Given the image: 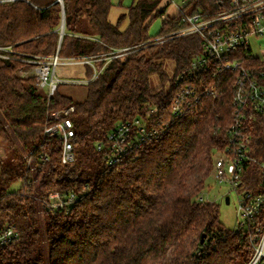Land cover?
Instances as JSON below:
<instances>
[{"label":"trees","instance_id":"1","mask_svg":"<svg viewBox=\"0 0 264 264\" xmlns=\"http://www.w3.org/2000/svg\"><path fill=\"white\" fill-rule=\"evenodd\" d=\"M30 1L40 9L23 0L0 5V45L44 58L143 47L113 59L88 86L82 102L59 90L48 99L33 78L18 76L27 64L0 59V144L6 154L0 161V226L15 225L19 232L12 246L0 249V264H249L255 254L254 232L226 229L219 221V206L199 201L216 151L227 145L237 73L219 74V100L191 102L183 118H173L175 79L201 54V38L154 44L183 27L177 16L150 35L153 23L165 13L158 10L162 0H135L125 32L120 30L125 17L117 25L109 21L113 0H65L62 38L61 5L56 0ZM219 1L191 0V12H216ZM251 52L241 49L243 65L264 84V60L247 58ZM167 60L176 64L173 79L164 67ZM87 76H92L91 69ZM153 76L161 82L158 87L151 86ZM71 106L75 159L64 164L61 141L46 139L44 131L51 124L50 113ZM152 109L161 124L170 123L162 138L110 165V132L120 123L147 119ZM247 132L249 157L264 161V115H254ZM99 143L104 144L102 151ZM47 155L50 160L43 164ZM261 181L259 166L245 163L243 193L257 194ZM17 182L23 184L19 192L11 190ZM71 192L76 201L66 209L50 204L52 194L65 198ZM256 221L264 228V210Z\"/></svg>","mask_w":264,"mask_h":264},{"label":"built area","instance_id":"2","mask_svg":"<svg viewBox=\"0 0 264 264\" xmlns=\"http://www.w3.org/2000/svg\"><path fill=\"white\" fill-rule=\"evenodd\" d=\"M19 0H0V5L15 3ZM35 9H40L30 0H23ZM65 14V0H56ZM170 3L175 5L172 0ZM220 8L216 12L198 11L188 12L191 0H182L178 5V16L183 27L171 34L160 36L154 44H161L169 39L198 35L201 38V54L186 67L176 78L178 92L173 100V118L181 119L186 111L201 103V99L211 97L219 100L222 96L216 80L224 72L237 73L233 83L234 121L227 131V145L223 150H217L214 159L212 176L217 184H229L238 194V224L234 231L244 230L254 232L251 243L255 254L249 264H264V228L257 225V217L264 210V161L249 157L250 136L247 124L254 115H264V84H262L250 67H245L244 57L240 55L243 48H251L250 39L264 35V0H223L218 2ZM62 20V25H63ZM61 25V38L65 35V28ZM142 45L133 48L114 50L106 54L86 57L61 58L56 54L50 58L31 56L16 52L14 46L0 45V59L4 61L17 60L28 65L20 69L18 76L23 79L33 78L37 86L46 91L48 99L56 95L60 80L56 70L60 65L86 66L91 69L92 76L81 83L89 86L103 73L107 65L118 57L139 51ZM253 53L247 58L252 59ZM190 81V82H189ZM211 81V82H210ZM209 82V83H208ZM75 107L61 109L50 113L51 124L46 126L44 136L48 140L61 141L62 162H74L73 139L76 136L72 114ZM158 112L152 109L148 118H138L132 122L120 123L107 137L110 147V165L117 163L130 151L142 149L149 141L159 140L167 131L169 124H161L157 118ZM172 123V122H171ZM104 144H97L98 151H102ZM50 157L44 156L41 161L47 163ZM252 161L257 164L261 172V186L257 194L243 193L241 178L245 163ZM31 166V158L28 167ZM76 201V194L71 192L65 198L60 194L51 195L50 204L54 208L66 209ZM201 203L215 204L204 195L199 197ZM19 238L15 225L0 226V249H8Z\"/></svg>","mask_w":264,"mask_h":264},{"label":"rangeland","instance_id":"3","mask_svg":"<svg viewBox=\"0 0 264 264\" xmlns=\"http://www.w3.org/2000/svg\"><path fill=\"white\" fill-rule=\"evenodd\" d=\"M47 1V0H46ZM175 5H181L182 0H172ZM120 0H113V4L119 5ZM193 8L190 7L188 12ZM210 9H213L212 4L209 5ZM203 11V10H202ZM173 17L167 14L162 17V21H172ZM160 28V20L153 23L151 27V33L156 34ZM251 49L253 55L257 58L264 60V37L257 38L252 37L250 39ZM165 70L169 75L170 79L175 77L176 64L173 60H167L164 63ZM56 76L61 81L59 84V92L64 96L73 99L76 102H82L86 99L88 94V86L81 83H73L76 81H84L87 78V68L86 66H74V65H60L56 70ZM176 80V79H175ZM160 80L157 76L151 78V86L158 87L160 85ZM44 92H46L44 90ZM6 156L5 149L0 144V161ZM23 187L21 182H17L11 190L20 191ZM25 190L22 191V193ZM204 193L205 197L210 201L216 202L219 206V221L228 230H234L238 224V194L229 184H217L214 181L213 176L209 178V184L202 191L200 196ZM230 198V203L227 204L226 199Z\"/></svg>","mask_w":264,"mask_h":264},{"label":"crops","instance_id":"4","mask_svg":"<svg viewBox=\"0 0 264 264\" xmlns=\"http://www.w3.org/2000/svg\"><path fill=\"white\" fill-rule=\"evenodd\" d=\"M134 1L135 0H120L119 5H116V6L114 5L110 11L109 21L113 25H117L119 23L121 17H125L121 23V26H120V30L122 32H125L130 26L129 8L132 6ZM158 10H165V13L163 14L162 17H164L166 15V13L170 14L173 18H176L178 16V5L171 4L170 0H162L161 4L158 7ZM162 17L157 19V20H160L159 31L161 30L162 23H163ZM159 31L156 34H152L151 28H150L149 33L151 36H155L159 33ZM263 37H264V35L259 37V38H263ZM252 53H253V51H252Z\"/></svg>","mask_w":264,"mask_h":264},{"label":"water","instance_id":"5","mask_svg":"<svg viewBox=\"0 0 264 264\" xmlns=\"http://www.w3.org/2000/svg\"><path fill=\"white\" fill-rule=\"evenodd\" d=\"M62 27H63V29L65 28V14H64V20H63V25H62ZM226 202H227V204H229V203H230V198H227V199H226ZM202 243H204V238H203V240H202Z\"/></svg>","mask_w":264,"mask_h":264}]
</instances>
